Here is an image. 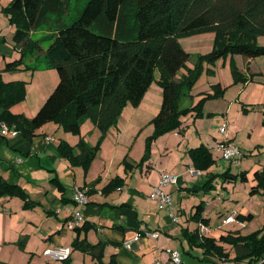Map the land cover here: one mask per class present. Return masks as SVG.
Listing matches in <instances>:
<instances>
[{"label": "trees", "instance_id": "trees-1", "mask_svg": "<svg viewBox=\"0 0 264 264\" xmlns=\"http://www.w3.org/2000/svg\"><path fill=\"white\" fill-rule=\"evenodd\" d=\"M70 6L71 0H11L5 8L16 26L14 45L22 54L19 59L8 62L5 69L19 68L24 63L25 69H35L27 61L29 57L35 58L36 51L44 55V67L57 69L59 81L38 112L28 117L11 109L25 99L26 81H5L0 71V121L32 139L36 130L49 122L66 132L80 135L82 122L90 119L102 131V137L95 145L83 137L76 146L65 140L59 145L63 157L72 166H81L85 170L90 167L104 136L116 125L124 108L128 104L138 106L141 103L157 70L163 98L152 119L154 131L147 138L143 159L149 156L155 139L181 127L183 116L190 114L198 119L205 115V98L197 104L184 105L192 95L204 61L210 64L229 55L250 58L264 55V45L258 42L259 37L264 36V0H87L71 23L63 21L59 24L50 45L44 49L41 42L32 37L33 31L50 15L62 20L69 13ZM204 31L215 32L214 47L200 56L195 68H189L177 78L190 57L180 38ZM233 74L235 83L248 82L235 64ZM216 91L213 96L223 95L225 89L219 84ZM189 155L199 170H208L217 161L204 144L191 148ZM218 175L209 174L204 185L206 191L215 189L214 181ZM222 177L226 180L247 179L245 171L235 174L229 169L222 173ZM254 177L256 184L251 193L261 191L264 196V170H257ZM122 181L115 178L104 190L110 191ZM15 195L24 197L25 204L30 205L20 185L11 184L0 176V197ZM205 207L203 202L197 204L191 219L207 226L209 219L203 216ZM237 216L245 221L252 214ZM92 226L85 222L76 229L88 230ZM184 234L190 246L202 249L204 255L224 257L231 264L264 263V225L253 233L238 230L219 239L201 234L198 228L193 231L186 228ZM224 244L235 249L233 258L230 259ZM73 248L98 252L100 261L103 256V246L100 243L93 245L86 239L77 238ZM100 264H115V261Z\"/></svg>", "mask_w": 264, "mask_h": 264}, {"label": "crops", "instance_id": "crops-1", "mask_svg": "<svg viewBox=\"0 0 264 264\" xmlns=\"http://www.w3.org/2000/svg\"><path fill=\"white\" fill-rule=\"evenodd\" d=\"M0 28L2 43V37L5 40L8 38L6 19L3 18ZM15 30L16 28L14 31L11 29L12 40ZM2 54L5 59L9 58L7 52L0 49V55ZM35 67L38 68V65ZM230 108L231 105L225 102L226 112L221 113L222 115L211 111L208 116L198 119L191 115L182 117L181 127L153 141L146 159H143L146 141L154 129L146 134L143 127L136 125V131L132 129L133 133L130 135L131 124L121 125L119 118L116 125L104 136L100 150L88 170L81 166H72L59 149L63 140L72 146H76L81 137L88 141L83 130L81 137L70 136L69 132L49 122L37 129L32 139L26 138L20 132L6 136L0 132V176L11 184L20 185L30 202L27 206L24 197L16 195L0 197V264H100L102 261L109 263L111 260L115 264H155L157 261L159 264H167L170 259L169 249L180 252L181 264H199L198 261L210 263L213 257L201 256L202 249L192 248L184 231L186 228L190 231L197 228L200 230V222L191 217L197 204L203 202L206 206V200H212L209 196L215 189L206 191L204 185L210 173L219 174L214 168L217 161L208 170H199L194 166L189 150L204 144L211 149L217 160L215 146L228 138L236 142L244 154L239 168L240 171H245L247 179H250L249 175L254 170V173L264 170L257 159L254 161L249 158L247 167L244 159L248 153L258 156L264 150V126L256 135L254 132L250 133L249 141L238 140L239 135L233 132L232 127L229 128V123L227 135L221 134L217 124L220 127L224 121L228 122ZM13 111L28 117L38 112L30 115L16 109ZM211 116L214 120L207 123L205 119ZM207 124L210 126L207 127ZM94 126L97 127L95 124ZM136 134L137 139H134ZM140 136L142 142L135 150L136 140ZM101 137V130L100 133H95L96 143ZM231 168L232 165L228 163L227 169L231 171ZM162 173L178 176L177 184L164 186V190L172 194L173 207L179 216L178 222L172 220L161 201L150 197L154 188L160 185ZM115 178L123 181L116 188L105 191L104 188ZM253 181L256 184L255 177ZM75 184L86 188L90 197L89 202L82 207L73 199ZM223 186L226 187L225 183ZM77 209H81L85 222L93 224L90 229L67 227V221ZM233 213L253 216L251 211L244 212V209L234 210ZM203 216L209 219L207 226L210 231L206 236L219 239L231 232H243L244 226L236 223L224 225L223 227L230 226L227 229L222 228L223 221L216 231H212L211 217L206 215V210ZM147 231H157L159 236H148ZM137 234L141 236L140 239L132 241L131 248L126 247L124 242ZM77 238L86 239L93 245L100 243L103 246L101 261L98 252L73 248ZM61 245L72 247L66 263L44 257L43 251L46 248ZM233 252L229 251L230 259L236 254V251Z\"/></svg>", "mask_w": 264, "mask_h": 264}, {"label": "rangeland", "instance_id": "rangeland-1", "mask_svg": "<svg viewBox=\"0 0 264 264\" xmlns=\"http://www.w3.org/2000/svg\"><path fill=\"white\" fill-rule=\"evenodd\" d=\"M2 2H4L5 5ZM2 2L0 0V27L3 24V18L4 20L6 19L8 24V38L5 40L2 37L0 49L3 52L6 51L9 58L5 59L3 54L0 55V71L2 72V76L5 81L12 79L26 81L25 99L13 105L11 109L12 112H14L13 109H16V111H24L32 115L41 108V105H43L51 92L55 89L59 81V74L57 69L54 67L45 68L43 66V64H46L44 55L40 52L37 53L36 51H34L35 58H30L28 56L29 58L27 62L31 67L35 65H39L41 67L36 69H25L24 63L20 65L19 68L2 70L8 62L14 61V59H19L22 55L15 49L11 37V29L14 31L16 26L12 23L10 15L5 10L8 6L7 3L9 0H2ZM86 2L87 0H71L70 11L62 18V20L57 16L50 15L39 28L33 31L32 37L39 40L41 42V46L46 49L50 45L51 37L59 24L63 21L71 23L78 15L79 10L84 7ZM3 34L4 33H2V35ZM180 42L185 50L190 53V57L186 66L181 68L177 74V78H180L183 73L189 70V68H195L200 60V56L207 54L212 50L216 42V34L213 31L199 32L181 37ZM258 42L264 45V36L259 37ZM233 64H235L248 78L247 83L242 81L235 83ZM219 84L222 86V89H225V92L223 95L213 96L217 92L216 86ZM191 94L192 95L184 101V105H194L205 98L203 102V111L205 116H208L211 111H214L217 114L225 113V102L230 104L231 108L228 112L230 113V118H228V122L226 123H229V128L232 127L233 132L239 135L238 140L245 139L246 141H249L250 133L254 132V135H256L259 132V129L264 126L262 121L264 119V110L262 109L264 107V55L254 58L243 55H235L233 57L229 55L225 58L221 57L214 63L210 64L204 61L203 67L201 68ZM162 98L163 87L159 83V71L157 70L155 79L147 89L141 103L138 106L128 104L124 108L122 111L124 115L121 114L120 116V124H131L129 132L130 135L133 133V131L131 132L132 129L136 131V125H140L141 128L143 127V130L146 131V134H148L149 131L154 129L152 119L161 107ZM184 117L186 116H183V118ZM205 120L208 123L211 122V120H214V118L211 116ZM50 124L55 127L58 126L52 122ZM209 126L210 125L207 124V127ZM217 127L219 129V123L217 124ZM91 129H95V131L91 132ZM81 130H83L86 134V139L89 143L91 145H95L96 141L94 135L97 132L100 133V130L94 126L93 122L90 119H85L81 124ZM228 131L229 129L227 132ZM69 133L70 136L76 135L71 132ZM216 134L218 136V133ZM75 137H77V135ZM78 137L81 136L79 135ZM141 138L142 137L140 136V138L136 140L137 144H135V150L139 148V144L142 142ZM134 139H137V134ZM235 144L239 146L236 142ZM248 154L249 155L244 156L246 167L247 160L249 158H253L254 161L257 159V161L262 164L261 168L264 169V150H261L258 156H251L252 153ZM215 155L217 163L214 168L220 175H218L214 181L215 191L209 196L212 200H206L205 202L206 215L211 217V230L216 231L219 225L221 226L223 219L233 213L234 210L240 211L241 209H244V212L251 211L253 216L251 218L244 219L245 226L243 228V232L248 234L258 231L264 225V196L261 191L250 193L252 186L255 184L253 181L255 170L249 175L250 179L243 181L239 177L237 179L225 181V178L222 177V173L228 168V162L221 159V156L218 153H215ZM239 171V166H232V173L236 174ZM224 183L226 187L223 186ZM229 227L230 226H222L224 229ZM224 247H227V251H234L233 253H235V249L231 247V245L224 244ZM200 254L201 256H204L203 251L200 252ZM210 257L215 259L212 258L210 263L207 261H198V263L216 264L215 261H218V264H224V260L221 258L213 255H210Z\"/></svg>", "mask_w": 264, "mask_h": 264}, {"label": "built area", "instance_id": "built-area-1", "mask_svg": "<svg viewBox=\"0 0 264 264\" xmlns=\"http://www.w3.org/2000/svg\"><path fill=\"white\" fill-rule=\"evenodd\" d=\"M228 130V123H223L219 127V131L221 134L227 135ZM0 132L3 135H8L9 133L17 134L18 131L12 129L6 122L0 121ZM50 139V137L48 138ZM215 152L218 153L221 156V159L225 160L232 166H239L241 163V159L243 158V152L239 146L235 144L232 140H229L228 138H225L217 143L215 146ZM178 183V176L170 173H162L161 179H160V185L155 187L150 197L158 199L161 201V203L168 209L170 216L174 222L179 221V216L175 213L174 207H173V198L172 194L169 192H166L164 190V186H167L169 184H177ZM73 199L74 201L80 205L81 207L86 205L89 200V194L86 188L82 187L79 184H75L73 186ZM85 223V218L83 216V213L81 209H77L73 211V215L70 220L67 221L66 225L70 229H75L77 227L82 226ZM238 224L240 226H245L244 221H241L236 213L230 214L227 217L223 219V224ZM200 230L201 234H208L209 228L204 225L203 223H200ZM146 235L151 237H158L159 232L157 231H147ZM140 235L137 234L132 239H128L124 242V245L128 248H131L132 241L139 240ZM72 253V247L61 245V246H54L52 248H47L43 251V255L46 259L52 260V261H64L67 260ZM170 253V259L167 262V264H181V254L177 250L169 249ZM224 264H231V261L223 258ZM264 262V259L263 261ZM155 264H159L157 261Z\"/></svg>", "mask_w": 264, "mask_h": 264}]
</instances>
